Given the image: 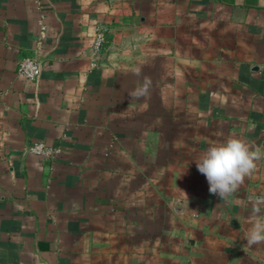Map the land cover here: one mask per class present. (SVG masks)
Segmentation results:
<instances>
[{
    "label": "crops",
    "instance_id": "0c3cea01",
    "mask_svg": "<svg viewBox=\"0 0 264 264\" xmlns=\"http://www.w3.org/2000/svg\"><path fill=\"white\" fill-rule=\"evenodd\" d=\"M230 136L264 149V0H0V264H264V159L226 199L197 169Z\"/></svg>",
    "mask_w": 264,
    "mask_h": 264
},
{
    "label": "clouds",
    "instance_id": "9594fccd",
    "mask_svg": "<svg viewBox=\"0 0 264 264\" xmlns=\"http://www.w3.org/2000/svg\"><path fill=\"white\" fill-rule=\"evenodd\" d=\"M139 74V69L136 70ZM151 86L150 80L145 77L143 86L129 93L133 99L148 94ZM264 159V149L254 147L243 139L230 136L223 142L211 144L199 156L196 162L198 171L206 177L209 192L226 199L233 194L247 177H250L257 167V161ZM264 197L252 201L250 213V227L245 237L247 245L251 248L264 244Z\"/></svg>",
    "mask_w": 264,
    "mask_h": 264
},
{
    "label": "built area",
    "instance_id": "2783aa9c",
    "mask_svg": "<svg viewBox=\"0 0 264 264\" xmlns=\"http://www.w3.org/2000/svg\"><path fill=\"white\" fill-rule=\"evenodd\" d=\"M45 25L43 17L40 16V36L36 43L37 49L41 46V41L44 38ZM106 45V29L102 25H97L94 28L93 42L91 46V55L97 56ZM41 71V63L37 57H25L20 59L16 64V72L19 77L25 81L35 80ZM28 153L41 159L48 160L59 153L58 149L52 148L45 143L37 142L32 144L27 149Z\"/></svg>",
    "mask_w": 264,
    "mask_h": 264
}]
</instances>
